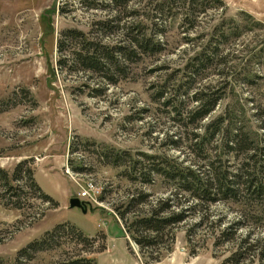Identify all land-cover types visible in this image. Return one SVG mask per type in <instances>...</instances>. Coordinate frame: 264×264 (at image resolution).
I'll use <instances>...</instances> for the list:
<instances>
[{
	"label": "rangeland",
	"instance_id": "1",
	"mask_svg": "<svg viewBox=\"0 0 264 264\" xmlns=\"http://www.w3.org/2000/svg\"><path fill=\"white\" fill-rule=\"evenodd\" d=\"M223 1L187 14L186 0H0V166L10 171L28 159L36 183L57 201L42 200L25 177L16 194L0 193V264H68L83 255L99 264H264V195L248 196L243 177L233 176L258 173L264 182V0ZM243 11L257 23L224 24L228 37L213 35L223 16L244 21ZM138 32L160 49L131 57L115 52L116 67L101 70L77 58L86 51L83 37L114 50ZM209 42L220 55L185 70ZM201 87L218 101L203 119L190 121ZM222 114L219 133L192 148L193 134ZM229 138H246L251 148L237 144L227 151ZM106 151L124 160L113 164ZM161 160L204 177L213 160L238 184L237 198L197 202L161 173L147 182L134 178L132 162ZM84 188L93 200L86 211L69 205ZM152 208L183 217L154 245L141 247L123 226ZM59 222L88 235L104 232L105 239L91 244L59 233L53 245L16 257L18 248Z\"/></svg>",
	"mask_w": 264,
	"mask_h": 264
},
{
	"label": "trees",
	"instance_id": "2",
	"mask_svg": "<svg viewBox=\"0 0 264 264\" xmlns=\"http://www.w3.org/2000/svg\"><path fill=\"white\" fill-rule=\"evenodd\" d=\"M118 5H125L129 0H110ZM173 2L174 0H168ZM223 0H186V5L184 6L186 12H197L204 11L209 7H221L223 5ZM95 3L91 4L93 6ZM198 7V8H197ZM243 20H234L232 17L223 16L221 18L220 25H214V30L212 31L213 35L216 36V32L228 37V28L224 24H236V29H238L237 24H255V20L252 15L247 12H241ZM217 29V30H216ZM232 27L229 29L232 31ZM70 32H76L77 30H71ZM240 31V30H239ZM239 31L236 33L238 35ZM80 31H77L76 34H80ZM138 34V35H137ZM134 34L129 38L128 45L126 46H117L116 49H109L110 47L105 46L104 44L95 43L94 41L87 40L84 38L85 52H79L77 54L78 60L82 63L83 67L88 69L101 70L105 67L106 64L115 66L118 64V56H115L114 53L117 52L119 55L123 54L126 57H131L132 55H137L138 52H148L155 51L160 49V44L157 40L154 41L151 36H147L146 33ZM75 36V35H74ZM209 41H212V39ZM95 43V44H93ZM92 46V47H91ZM210 42L207 43L199 53H196L192 62L189 61L184 65V69H189L195 63L200 65H210L214 62L216 56L220 55L219 46L214 44V47L210 48ZM209 49V50H208ZM259 55L261 57V63L264 65V46L259 49ZM191 65V66H190ZM112 81V80H111ZM159 96H164V90L161 89ZM194 101L196 105L188 111L187 116L190 121L200 120L207 116L215 107L218 96L214 95L211 91H207L204 87H201L195 91ZM225 116L217 115L215 118L211 119L207 124H205L204 132L194 133L193 134V144L192 148L203 144L204 139L210 141L212 138L219 133L221 129V124L224 122ZM198 139V140H197ZM230 141V143H229ZM227 143V151L236 149L237 144L245 145V149L251 148L246 142V138H229ZM106 156H110V161L119 163L124 160V154L119 153H110L105 152ZM148 162L154 161L153 155H147ZM206 157V156H205ZM208 157V156H207ZM28 159L22 158L18 160L10 171L0 166V193L10 191V194H16L15 189L18 188V180L21 177H25L28 181V184L37 192L38 197L42 200L48 201L50 204H55L57 201L53 199L48 193L44 192L36 181L33 178L32 168L28 165ZM161 160L156 164L155 162L151 165L150 163L146 165H138L137 161L132 162V169L134 170V178L140 179V181H151V174L153 172L161 173L173 180L178 181V186L180 189L189 192L190 196L193 199H196L197 202H214L220 198H237L238 195V184L236 186L235 181L231 180L230 175L226 170H220L216 168L213 164L214 161L211 160L207 162V166L210 170V175L204 177L199 174L196 170L173 166L169 162ZM234 177L240 178L243 177L242 187L243 192L250 197H259L264 195V182L258 173L249 174L247 172L233 173ZM211 177H215V182L211 180ZM245 177V178H244ZM169 206V202L167 203ZM160 211L155 208H152L151 211L147 214L134 216L124 224V234L127 232L131 238L141 247L152 246L156 243V238L162 234L167 226L172 223H176L182 219L183 212L180 213H170L168 215L160 214ZM120 217H125V210L120 212ZM68 221V220H67ZM59 233H70L73 234L79 241L90 242L93 244L95 241H98L99 238L105 239L104 232H97L95 235H88L83 230H81L77 225L70 222H59L54 224L51 228L45 229L40 235L29 240L23 246L18 248L16 251V257L31 256L33 252L40 249H45L53 245V237ZM173 239V236H172ZM106 246L105 242H101L100 250L104 249ZM68 264H99L95 256H76L69 259Z\"/></svg>",
	"mask_w": 264,
	"mask_h": 264
},
{
	"label": "water",
	"instance_id": "3",
	"mask_svg": "<svg viewBox=\"0 0 264 264\" xmlns=\"http://www.w3.org/2000/svg\"><path fill=\"white\" fill-rule=\"evenodd\" d=\"M88 202L87 201H84V200H81L78 196H72L69 200V205L71 207L73 206H78V207H81L83 209V211H86V204Z\"/></svg>",
	"mask_w": 264,
	"mask_h": 264
},
{
	"label": "built area",
	"instance_id": "4",
	"mask_svg": "<svg viewBox=\"0 0 264 264\" xmlns=\"http://www.w3.org/2000/svg\"><path fill=\"white\" fill-rule=\"evenodd\" d=\"M77 196L79 198L87 200V202L88 201H93L91 199V195H90V192H89L88 188H84L81 192H78Z\"/></svg>",
	"mask_w": 264,
	"mask_h": 264
}]
</instances>
